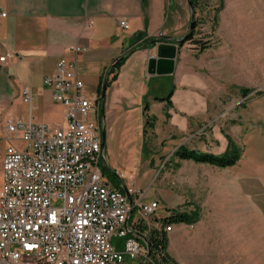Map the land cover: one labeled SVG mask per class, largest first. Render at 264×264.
<instances>
[{
    "label": "crops",
    "instance_id": "crops-1",
    "mask_svg": "<svg viewBox=\"0 0 264 264\" xmlns=\"http://www.w3.org/2000/svg\"><path fill=\"white\" fill-rule=\"evenodd\" d=\"M170 4L176 6L172 22L168 21ZM229 8L233 17L248 16L247 39L242 42L234 34L217 46L214 56L205 52L194 55L190 47L195 49L196 45L178 47L170 74L159 72L156 66L154 72H148L152 46L136 50L110 75L114 79L106 89L103 123L106 113L108 116L115 107L124 116L136 112L141 127L146 125V116L152 119L143 139L152 134L151 139L167 143L175 151L185 147L214 155L223 154L228 147L222 133L225 120L237 118L246 123L240 138H232L239 158L231 166L176 157L177 167L170 175L178 193L170 195L169 207L159 204L172 209L188 202L189 209L200 208L196 223H230L236 233L243 225L245 231L254 232L261 224L264 232V93H249L246 113L233 110L229 117L223 115L227 110L224 101L229 97L241 88L255 90L264 83V67L258 66L264 64V0H224L219 30ZM120 19L127 20V30L118 27ZM188 22L190 9L182 0H0V57L11 54L0 62V123L7 118H28L21 100L23 88L35 93L38 110L52 101L44 77L52 73L59 58L71 57L70 47H88L76 60L85 69L80 78L86 89L96 91L109 66L125 52L157 36L179 39L186 34ZM231 28L235 32L241 25ZM168 95L170 106L162 100ZM57 106L64 114V108ZM34 120L45 123L35 115ZM198 123L201 128L194 131ZM241 129L237 124L233 132ZM1 164L2 157L0 170ZM150 174L148 167L141 171L134 181L138 190L143 191L141 186ZM117 178L110 183L123 189L128 179ZM158 196L165 200L160 192ZM128 225L144 235L158 231L149 220L140 221L136 208L128 217ZM189 233L187 224L173 223L172 231L165 233L168 256L183 260Z\"/></svg>",
    "mask_w": 264,
    "mask_h": 264
},
{
    "label": "built area",
    "instance_id": "built-area-1",
    "mask_svg": "<svg viewBox=\"0 0 264 264\" xmlns=\"http://www.w3.org/2000/svg\"><path fill=\"white\" fill-rule=\"evenodd\" d=\"M118 27L127 30V20L120 19ZM87 50L83 45L70 47L71 57L59 58L44 77L51 100L64 108L62 123L50 126L34 120L38 104L30 88L21 90L28 118L0 123V139L6 145L0 264H121L125 257L163 264L158 254L147 257L144 241L131 235L128 225L132 209L148 217L158 203L143 201L132 176L121 189L102 172L100 97L86 89L80 78L85 69L76 60ZM10 56L6 53L0 62ZM172 229L168 222L163 232ZM114 240L123 241L122 249Z\"/></svg>",
    "mask_w": 264,
    "mask_h": 264
},
{
    "label": "rangeland",
    "instance_id": "rangeland-1",
    "mask_svg": "<svg viewBox=\"0 0 264 264\" xmlns=\"http://www.w3.org/2000/svg\"><path fill=\"white\" fill-rule=\"evenodd\" d=\"M182 1L184 3L187 2L186 0ZM169 2L170 0H168V3ZM170 5L168 9V21L172 22V19L175 17L174 9L176 6L174 4ZM223 5L224 0H197L194 17V25H196L194 35L192 40L184 42L182 46L187 47L188 45H196V50L190 47L194 55L205 52L207 55L214 56V51L217 46L220 45L222 41L225 42L228 41L227 39H231L234 34L236 37H239L242 42L244 39H247L248 16L242 15L241 17H233L230 13L231 8L225 12L224 26L221 27V30L218 29L219 13ZM234 24L237 26L241 25V30H238V27L235 32L231 31V26ZM188 26L189 22L187 23L186 33L188 31ZM201 45H205L203 50L199 48ZM241 50H243V47H241ZM258 66L264 67V64ZM245 89H247L245 95L244 92L240 90L239 93H235L233 98L229 97V100L224 101L227 109L223 113L225 117H229L233 110L237 113H246L245 105L248 97H250L249 93L253 95H255L256 91H258V93H264V83L255 90ZM35 117L37 120L38 118H43V121L47 125L56 126L62 122L63 112L53 101H48L44 109H39L35 113ZM236 119L237 118H227L222 126V133L231 139L234 137L235 139H239L242 131L248 127L246 123H242ZM151 120L152 119L149 118L148 124L141 127V117L139 113L130 111L128 115L124 116L117 107H115L108 116L106 113L104 124V127H106L104 143L105 163L101 161V166L105 167V176L110 182H116V180H118L117 177H123L125 180L130 176H132L135 181L143 169L147 167L150 169V176L141 186L145 188V190L143 188V191H141L144 196L143 201L149 202L154 199V201L158 203L159 208L155 214L148 217L141 218L142 215L139 212L140 221L149 220L151 227H157L158 231H161L164 227V220L172 214V211L188 210V213L194 214L198 219L200 208L191 207L189 209V207H187L190 205L188 202H184L181 206H177L176 208H168L170 195L178 193L174 178L170 175L174 174L177 167L175 164V149L169 147L167 143L166 145L165 143H160L158 139H151L152 134H149L147 139L141 137L149 133ZM237 124L240 125L242 129L239 132L238 130H236L237 132H233ZM200 128L201 124L198 123L195 125L194 131H199ZM5 147V142L0 141V159ZM109 166L113 169L112 171H114V173L108 168ZM1 186L2 176L0 170V189ZM159 192L165 199L164 201L158 196ZM159 202L164 203L168 207L160 206ZM52 203L54 205H59L60 201L52 200ZM187 225L190 233L187 239V253L185 254L184 247L182 249L184 251L183 253L186 255L183 256V260L178 261L174 257L168 256V247L166 248V254L173 264H264V232L260 229L262 227L261 224L256 225L257 230L254 232L245 231V226L243 225L240 233H236L233 225L230 223L216 224L208 222L202 225L195 221ZM121 243H123V241H113V244H117L119 249H122ZM141 263V260L125 257L121 264ZM144 264L149 263L146 262Z\"/></svg>",
    "mask_w": 264,
    "mask_h": 264
},
{
    "label": "trees",
    "instance_id": "trees-1",
    "mask_svg": "<svg viewBox=\"0 0 264 264\" xmlns=\"http://www.w3.org/2000/svg\"><path fill=\"white\" fill-rule=\"evenodd\" d=\"M192 4L195 7H197V0H191ZM196 25H194L192 29L191 35L185 40L190 41L193 38L194 35V29ZM197 42V41H194ZM200 50H203L205 48V45H201ZM124 62L121 61L119 64H117L111 71V74L114 72L116 68H118L122 63ZM114 79V77H111L108 82V86L110 85L111 81ZM104 80V79H103ZM103 80L100 82L96 92L99 94L102 92V84ZM241 91L244 92V95L246 94L247 89L242 88ZM170 95L165 97L162 100L166 101V104L168 106L171 105V102L169 101ZM147 110V106H145L144 111ZM149 117L146 116V125L148 124ZM228 139V147L226 151L223 154L220 155H214L211 153H202L199 151L195 150H189L185 147H180L178 148L174 155L178 157L179 159H184V160H192L197 163H207L213 166L217 167H227L235 164L237 159L239 158V152L237 150L236 145L232 141L230 137H226ZM103 173H105L106 169L105 167L102 166ZM197 220V217L194 216V214L186 213L183 211H172V214L164 220V225L167 224L168 222L172 223H184V224H192ZM148 244L150 246V251L151 254L154 256L155 254L160 255V258L162 260L163 264H173L167 254H166V247H167V238L165 237V233L161 231H150L148 233V238H147Z\"/></svg>",
    "mask_w": 264,
    "mask_h": 264
},
{
    "label": "water",
    "instance_id": "water-1",
    "mask_svg": "<svg viewBox=\"0 0 264 264\" xmlns=\"http://www.w3.org/2000/svg\"><path fill=\"white\" fill-rule=\"evenodd\" d=\"M187 4L190 9V22L188 26V31L187 33L179 38V39H173L170 37L166 36H157L154 37L153 39L145 42L138 44L131 49H129L127 52H125L123 55H121L113 64H111L105 74L103 84H102V92H101V101H100V112L101 116L103 117L104 115V98H105V93L106 89L108 87V82L110 79L111 71L112 69L119 64L121 61L125 60L126 58L129 57L130 54L135 52L136 50L146 48L148 46H152L154 48V55L151 56L148 60V72L152 73L155 70V66L158 69L159 72H165V73H172L174 71V65H175V57L177 54V49L178 47H181L185 40L191 35L192 29L195 24V8L192 4L191 0H186ZM101 133H102V146L104 148V143H105V127L104 123L102 124L101 128ZM103 160H105L104 157V149H103ZM112 171V170H111ZM114 173V171H112ZM130 234H134L139 236L145 243V246L147 248V257L150 255V246L148 244L147 238L148 235H142L141 233H138L136 231H130ZM145 260L142 261L141 264H144Z\"/></svg>",
    "mask_w": 264,
    "mask_h": 264
},
{
    "label": "bare ground",
    "instance_id": "bare-ground-1",
    "mask_svg": "<svg viewBox=\"0 0 264 264\" xmlns=\"http://www.w3.org/2000/svg\"><path fill=\"white\" fill-rule=\"evenodd\" d=\"M100 101H101V93H100ZM99 111H100V109H99ZM100 117H101V128H102V124H103V117L101 116V112H100ZM101 137H102V133H101ZM102 148H103V146H102ZM104 149V148H103ZM104 157H105V155H104ZM103 162H105L104 160H103ZM101 168H102V166H101ZM102 172H103V170H102ZM104 174V173H103ZM122 188H123V186H122Z\"/></svg>",
    "mask_w": 264,
    "mask_h": 264
}]
</instances>
